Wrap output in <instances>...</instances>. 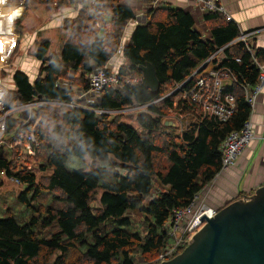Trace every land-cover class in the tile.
Listing matches in <instances>:
<instances>
[{"label": "trees", "instance_id": "16d2710c", "mask_svg": "<svg viewBox=\"0 0 264 264\" xmlns=\"http://www.w3.org/2000/svg\"><path fill=\"white\" fill-rule=\"evenodd\" d=\"M91 1L106 2L110 15L91 7ZM38 5L55 11L74 6L77 14L63 19L66 40L59 51L50 52V38L35 40L39 73L15 71L13 87L3 100L5 110L17 100L49 103L39 107L35 127L6 118L8 134L34 130L41 147L36 158L23 155L18 147L0 148V190L11 178L18 179L21 187L10 190L16 195L0 192V197L13 195L24 207L15 214L8 202L4 204L0 264H135L137 255L151 263L170 241L164 227L173 210L189 205L221 171V145L231 132L243 128L252 113L237 84L225 89L236 97L227 122L179 98L218 62L219 50L225 55L222 66L255 85L259 72L252 55L240 40L238 24L223 12L204 11L211 34L205 39L191 12L160 2L123 45L119 82L106 89L96 106L104 112H97L86 108L72 89L59 87L58 81L71 69L81 70L83 77L93 63L107 65L118 52L128 21L136 17L135 4L132 0H25V13L15 21L19 34L24 16ZM255 55L264 62V49H257ZM147 62L161 82L157 94L142 80L126 81L142 79L139 67ZM205 62L207 67L191 78ZM82 77L75 83L88 88ZM141 105H148V111L138 116V126L111 118V112ZM172 113L187 119L182 131L166 122V115ZM86 156L91 158L89 165L69 166L72 157ZM32 161H37L39 172ZM42 172L46 175L39 179ZM129 212L140 214L142 222Z\"/></svg>", "mask_w": 264, "mask_h": 264}, {"label": "built area", "instance_id": "2783aa9c", "mask_svg": "<svg viewBox=\"0 0 264 264\" xmlns=\"http://www.w3.org/2000/svg\"><path fill=\"white\" fill-rule=\"evenodd\" d=\"M192 1L201 8L203 13L204 11H219L223 12L228 20H232L231 16L224 10L222 0ZM56 4L57 2L55 1L54 5ZM81 4L82 3L78 2V7L81 6ZM11 6H13L12 2L10 4L5 3L4 9L2 8V12L4 10L6 14L9 15ZM90 6L106 13L107 15H110L108 4L106 2L91 1ZM143 17L145 20H142ZM147 21V15L140 13H137L136 17L131 19V22H133L134 25L145 24ZM255 32L256 31H242L240 35V40L245 43L248 51L252 55V65L256 67L259 72L257 83L255 85H250L249 83L241 80L232 68L222 66L221 62L225 59V55L222 50H219L215 56V59L218 60V62L213 67H209L206 70V74L199 76L189 88L182 92L179 102L185 100L194 102L202 107L206 115L215 117L221 122H227L234 113L236 107V97L231 92H225V89L230 87L232 84H237L244 91L246 101L250 104L253 111L257 95L264 88V62H261L255 55L249 41ZM124 44L125 43L122 38V41L119 44L118 53L121 52ZM110 62L111 60L108 64ZM108 64L105 66H99L93 63L91 72L88 73L89 77L87 75L88 79H86L88 81V88L82 86L77 88L76 93H74L79 100L85 103V106L88 109H95L97 112H104L103 110L96 108V106L101 103L106 89L119 82V67H116V70H110ZM74 71L76 70L70 71V77L76 75ZM139 80L141 79H128L127 82L136 83L139 82ZM183 85H179L178 88L180 89ZM58 86L64 90H73V85L70 84V81L65 80L64 78L59 79ZM4 98L5 95L3 100ZM3 100L0 105V147H18L22 151L23 155L36 158L40 152L41 142L34 133V130L27 131L18 129L17 132L8 134L6 132V118L12 117L14 119H18L17 115L22 113L27 118V121L23 122V125H28L31 122V119L29 120L31 117L30 114L37 110L41 105L49 102L34 99L33 101L22 103L17 100L11 109L5 110ZM69 105L72 107L74 106L73 104ZM140 107L147 108L148 105H141ZM168 121L176 125L173 120ZM255 137L256 129L250 119L244 124L243 128L231 132L221 145L222 169L234 166L239 155ZM11 180L17 184L20 183L18 179L11 178ZM217 212V208L210 206L207 203L202 191L199 192L189 205L173 210L170 219L164 227L166 233L170 237V241L162 249L159 255L151 263L143 261L139 264H160L174 258L187 247L194 234L206 224L207 220L204 218H212L217 214Z\"/></svg>", "mask_w": 264, "mask_h": 264}, {"label": "crops", "instance_id": "0c3cea01", "mask_svg": "<svg viewBox=\"0 0 264 264\" xmlns=\"http://www.w3.org/2000/svg\"><path fill=\"white\" fill-rule=\"evenodd\" d=\"M15 1L18 6L23 7L24 12H18L17 17H13L12 24L10 23L12 16L8 18L9 24H11V28L13 29V38L11 44L2 49V53L8 57L4 63H0V100L6 95L7 90L13 87V72L9 78L8 85L2 84L1 78L5 77L4 74L2 75V72L10 67L8 61L13 55L15 46L18 42L20 43V46L23 44L24 49L19 47L14 57L16 58L19 56L22 64L28 62L33 64L31 69V71H33L34 65L37 64L35 61L37 58L30 56V51L34 48V42L38 38L37 32L44 31V27L35 32L31 31L29 30L28 24L26 25L25 21H23L22 25L24 26V29L22 30V35L17 32L15 21L21 18L25 13V6L23 4L25 0ZM15 1L13 2L15 3ZM132 2L136 6L137 13L144 11V7L148 9L153 8L160 2L183 8L192 13L195 19V28L201 33V35H203V38L206 39L211 36L210 30L204 22L203 11L192 0H132ZM222 2L224 10L231 16L232 20L238 24L241 31H256L253 37L249 40L253 51L256 53L257 49H264V0H222ZM5 3L10 4L11 1L0 0V34L5 32V25L3 23L6 13H3L5 12L4 10L2 12ZM146 3L149 4L146 6ZM18 6L15 8L17 9ZM15 8L11 7L10 12L13 13L12 10H16ZM57 12L58 11L54 10L53 13V15L55 14L56 16L53 23L55 27L53 28H61L63 19L65 17L75 16L77 14V8L74 6L63 8V15L61 16L58 15ZM35 13H37V10ZM30 15L31 14H29L28 17ZM135 27L136 25L131 21L127 24L123 36L124 43L130 38ZM43 38L49 37L44 36ZM24 57H29L31 59L26 61ZM117 61L118 65L122 63L120 60ZM22 71L31 73L29 69H23ZM250 120L255 126L256 137L245 147L234 166L221 169L210 184L205 186L202 190L207 203L217 209H220L229 202L237 199L241 194H253L257 188L264 185V88L257 95Z\"/></svg>", "mask_w": 264, "mask_h": 264}, {"label": "water", "instance_id": "95a60500", "mask_svg": "<svg viewBox=\"0 0 264 264\" xmlns=\"http://www.w3.org/2000/svg\"><path fill=\"white\" fill-rule=\"evenodd\" d=\"M207 67L204 63L191 78ZM142 84L153 94L161 82L152 63L140 65ZM2 151V148H1ZM187 247L160 264H264V185L220 208Z\"/></svg>", "mask_w": 264, "mask_h": 264}, {"label": "rangeland", "instance_id": "374dc122", "mask_svg": "<svg viewBox=\"0 0 264 264\" xmlns=\"http://www.w3.org/2000/svg\"><path fill=\"white\" fill-rule=\"evenodd\" d=\"M10 1L13 2L15 0H8V2H10ZM148 4L149 3H146V6ZM222 4H223V2H222ZM16 6H18V4L15 1L13 6H11V7L15 8ZM31 8H32V10L28 11L26 13V16H24L23 21H25L26 25L28 24L29 30L34 31V32L38 31L40 28L44 27V31H42V32L38 31L37 32V34H38V38L37 39H41L44 36H47V37L51 38L50 52L59 51L61 49L62 45L64 44L65 40H66L65 39L66 38V32H65V30L62 27L61 28H53V27H55L53 25V23H54L55 18H56L55 14L53 15L55 7H48V6H45V5H38L36 7H31ZM153 8L148 9V8L144 7V11L139 12V13L147 15V18H149V13L151 12V10ZM145 9H146V11H145ZM36 10H37V13H35ZM12 11H13L14 14L11 13V12H9V15L6 14L5 20H4V23H3L5 25V32L0 34V37H1V41H0V63H4L6 61V59H7V57H8V56H5L4 53H2L3 52L2 49H4L5 46H7V45L9 46L11 44V41H12V38H13V29L11 28V24L13 22V17H15V16L17 17V13L18 12L20 13V11L24 12V9H23L22 6H18V8L16 10H12ZM61 11H62V13H61ZM4 13H6V12H4ZM29 14H31V15L28 17ZM57 14L60 15V16L63 15V8L58 10ZM9 17H11V19H10V23L11 24H9V19H8ZM142 20H145V18L143 17ZM130 21H128V23ZM205 24L207 25L206 22H205ZM207 27L209 29L208 25H207ZM22 28L24 29V26H22ZM21 35H22V33H21ZM19 47L21 49H24L23 48V44L20 46V43L18 42L17 45L15 46L14 50H13V55L10 57V59L8 61V64L10 65V67H8L9 69L4 70L3 71L4 73L2 72V74H4V76H5L4 78H1V83L2 84L8 85L9 78H10L12 72L14 73L17 70H23V69H29L31 71V69L33 67V64H30V62L22 64L20 59H19V56L16 57V58L14 57L16 52H17V50L19 49ZM33 51H34V48H32V50L30 51V56H32L34 58L35 55H34ZM24 59L27 61V60H29L31 58L24 57ZM111 60L112 61L108 64V67H110V70H112V69L116 70L115 66H117V68L120 66V64L118 65V61L117 60L125 62V59L123 58V56L120 53H118V52H117L116 55H114V57ZM35 61H36L37 64L34 65L33 71H31V73H28V74H30L32 76L35 75V74H38L39 70H40V67H41L40 62L38 64V60L36 59ZM37 65H38V67H37ZM73 70L74 69L69 70L68 73H67L68 75L64 79L70 81V84L73 85V91H74V93H76L77 88L82 87V85H79V84L75 83L76 81H78V82L80 81L79 79L82 77V72H81V70L74 71L76 73V75L70 77L69 76L70 75V71H73ZM87 75L83 76L81 80L88 79L89 75H88V77H87ZM74 78H75V81L71 82ZM87 83H88V81H87ZM177 89H179V88L177 87ZM168 90H169V92H168ZM171 91H172V89L168 88L165 91V93L168 92V94H169ZM2 100H3V98L0 100V105L2 103ZM38 111H39V108L37 110L33 111L34 114H33V112L30 114L31 117L29 118V120L31 119V122L28 125H33L35 123L33 125V127H35L36 124L39 122L40 117H39ZM147 111H148V109L145 108V107L135 106V107L127 108L125 111L111 112V115H112L111 118L118 117L120 120H124V121H127V122L135 125V126H138V122H137L138 116L141 115L144 112H147ZM28 117H29V115H28ZM17 118H18L19 124L21 126H24L23 122L27 121V118L24 116V114L19 113L17 115ZM165 119H166V121L167 120H173L176 123L177 128L179 129V131H182L184 129V127L186 125V122H187V119L185 118L184 115H178V114H175V113L166 115ZM163 121H164V119H163ZM32 163H34V167H33L34 170L36 172H39L38 171V166H37V161L36 162L32 161ZM90 163H91V158L89 156H86L84 159L72 157L70 159L69 166H71L73 168H76V167H79V166L89 165ZM120 172L125 173L122 170ZM41 175H46V172L39 173L38 174V178L39 179L41 178ZM208 184H210V183H208ZM20 188H21L20 185L16 184L14 181L6 180L4 187H1L0 192L7 193V194L12 193V194L16 195L14 192H17ZM10 190L14 191V192H11ZM155 190L157 191V188H155ZM6 202H8L11 205V207H13V211L12 212H14L15 214H18V212L20 210H23V208H24L22 205H20V204H18L16 202V200H15L13 195H8V196H6L4 198L0 197V207L3 210V213L0 216H5L7 214L6 213V208L4 206V204ZM129 215L134 217V219H135V221L137 223H141L142 222V216L140 214H133V213L129 212ZM142 230H144V229H142ZM133 259L135 260V264H139L140 262L145 261V259L142 258L140 255L135 256Z\"/></svg>", "mask_w": 264, "mask_h": 264}]
</instances>
